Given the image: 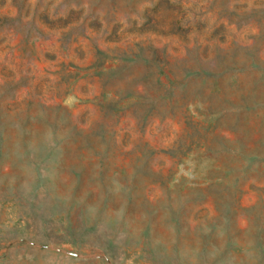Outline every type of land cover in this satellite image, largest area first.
Wrapping results in <instances>:
<instances>
[{"label":"rangeland","instance_id":"rangeland-1","mask_svg":"<svg viewBox=\"0 0 264 264\" xmlns=\"http://www.w3.org/2000/svg\"><path fill=\"white\" fill-rule=\"evenodd\" d=\"M0 264H264V0H0Z\"/></svg>","mask_w":264,"mask_h":264}]
</instances>
